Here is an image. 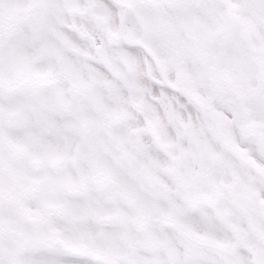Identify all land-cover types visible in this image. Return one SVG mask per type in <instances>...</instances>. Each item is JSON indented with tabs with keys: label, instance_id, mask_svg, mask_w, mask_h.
<instances>
[{
	"label": "snow or ice",
	"instance_id": "obj_1",
	"mask_svg": "<svg viewBox=\"0 0 264 264\" xmlns=\"http://www.w3.org/2000/svg\"><path fill=\"white\" fill-rule=\"evenodd\" d=\"M0 264H264V0H0Z\"/></svg>",
	"mask_w": 264,
	"mask_h": 264
}]
</instances>
